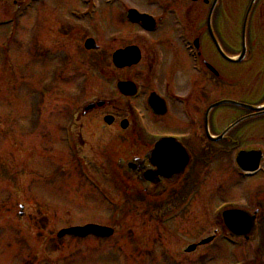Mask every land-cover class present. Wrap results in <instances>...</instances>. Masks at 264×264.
Returning <instances> with one entry per match:
<instances>
[{"label":"rangeland","instance_id":"1","mask_svg":"<svg viewBox=\"0 0 264 264\" xmlns=\"http://www.w3.org/2000/svg\"><path fill=\"white\" fill-rule=\"evenodd\" d=\"M14 1L23 0H0V264H197L200 257L199 264H264L260 238L236 245L219 239L201 254H183L213 232L214 208L242 203L238 189L212 195L213 184H205L189 217L173 205L150 213L148 200L117 192L97 196L69 154L68 124L73 111L98 98L118 100L114 83L131 72L119 73L111 56L134 29L121 23L116 3L95 2L90 12L79 0H24L19 9ZM88 37L103 47L105 62L85 50ZM90 115L94 129L102 126L101 114ZM106 141L84 151L95 154L92 163L113 157ZM87 224L111 226L116 235L58 237Z\"/></svg>","mask_w":264,"mask_h":264},{"label":"flooded vegetation","instance_id":"2","mask_svg":"<svg viewBox=\"0 0 264 264\" xmlns=\"http://www.w3.org/2000/svg\"><path fill=\"white\" fill-rule=\"evenodd\" d=\"M79 1L115 2L123 24H131L132 10L155 23L151 30L130 25L137 30L132 41L117 49H137L136 63L118 69L131 79H117L133 84V96L120 93L72 113L71 157L92 182H108L111 193L154 200L150 213H169L172 201L181 200L184 208H176L189 217L205 184L217 195L238 189L242 203L229 209L250 213L257 227L241 241L264 242V0ZM102 48L87 52L101 56ZM93 112L102 119L95 129ZM102 140L114 154L97 165L89 158L95 154L84 151ZM215 215L208 235L214 242L228 236L222 213Z\"/></svg>","mask_w":264,"mask_h":264},{"label":"water","instance_id":"3","mask_svg":"<svg viewBox=\"0 0 264 264\" xmlns=\"http://www.w3.org/2000/svg\"><path fill=\"white\" fill-rule=\"evenodd\" d=\"M134 15L138 21H142L143 23H149L150 18L147 16H139L136 12ZM87 49H96L93 41H88L86 43ZM134 49L129 48L125 51H119L114 54L113 60L117 67L122 68L125 66H131L136 63L134 60ZM118 89L126 96H130L133 93L132 85L130 83H120L118 84ZM23 210V207L21 208ZM225 223L228 230L231 232L233 236L236 237H246L249 238L251 234H253L255 230L254 222L248 215H245L240 211H230L225 214ZM90 235H94L99 238H109L114 235V230L107 227H100L96 225H87L84 227H75L70 229L62 230L59 234V238H63L64 236H74L78 238H86ZM213 238L203 241L201 245H206L210 243ZM196 249V246L190 247L188 252H192Z\"/></svg>","mask_w":264,"mask_h":264}]
</instances>
